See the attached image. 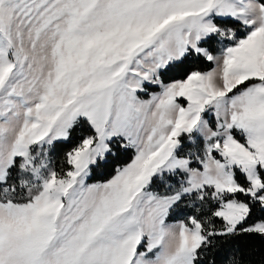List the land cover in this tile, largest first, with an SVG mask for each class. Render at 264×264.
Masks as SVG:
<instances>
[{
  "label": "snow or ice",
  "instance_id": "obj_1",
  "mask_svg": "<svg viewBox=\"0 0 264 264\" xmlns=\"http://www.w3.org/2000/svg\"><path fill=\"white\" fill-rule=\"evenodd\" d=\"M242 234L264 240V0H0V264H214Z\"/></svg>",
  "mask_w": 264,
  "mask_h": 264
},
{
  "label": "trees",
  "instance_id": "obj_2",
  "mask_svg": "<svg viewBox=\"0 0 264 264\" xmlns=\"http://www.w3.org/2000/svg\"><path fill=\"white\" fill-rule=\"evenodd\" d=\"M212 65L207 63L197 57H192L189 60L185 61L179 67H174L172 70L168 71L164 79L166 81L172 79L182 78L189 69L191 68H200L201 70H207L211 68ZM90 131V129L88 130ZM69 145H59L56 147L52 153L54 157V163L59 165L63 162V154L67 150ZM132 157V152L127 153L121 152L115 158H110L108 165L98 170L92 177V181H100L107 179L111 176L113 168L115 165H121L130 161ZM175 182L174 180L172 181ZM155 190L164 191V186L161 182L157 181L153 185ZM192 212L191 208L182 206L179 210L180 215L189 214ZM259 214V213H258ZM238 253L243 256L246 262L250 264H257V262L264 256V240L258 236H250L247 234L230 236L227 238H218L216 246L209 253V261L214 264H226L227 260L230 257V254Z\"/></svg>",
  "mask_w": 264,
  "mask_h": 264
},
{
  "label": "rangeland",
  "instance_id": "obj_3",
  "mask_svg": "<svg viewBox=\"0 0 264 264\" xmlns=\"http://www.w3.org/2000/svg\"><path fill=\"white\" fill-rule=\"evenodd\" d=\"M113 174H114V173H113ZM113 174H112V175H113ZM110 177H111V176H109L107 179H109ZM107 179H104V180H107ZM104 180H100V181H104Z\"/></svg>",
  "mask_w": 264,
  "mask_h": 264
}]
</instances>
